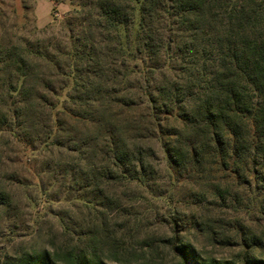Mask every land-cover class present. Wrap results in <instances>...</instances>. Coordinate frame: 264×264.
<instances>
[{
    "label": "trees",
    "instance_id": "1",
    "mask_svg": "<svg viewBox=\"0 0 264 264\" xmlns=\"http://www.w3.org/2000/svg\"><path fill=\"white\" fill-rule=\"evenodd\" d=\"M69 3L60 39L44 35L54 20L28 37L0 24V209L11 207L10 183L43 201L55 184L147 186L153 142L170 182L208 163L248 164L264 197V0ZM96 231L88 226L70 263L128 264L91 253ZM170 248L175 264H234L176 236ZM4 264L57 263L44 252Z\"/></svg>",
    "mask_w": 264,
    "mask_h": 264
},
{
    "label": "rangeland",
    "instance_id": "2",
    "mask_svg": "<svg viewBox=\"0 0 264 264\" xmlns=\"http://www.w3.org/2000/svg\"><path fill=\"white\" fill-rule=\"evenodd\" d=\"M70 8L69 0H0V24L24 25L17 34L28 37L33 26L42 29L54 20L44 35L60 39V22ZM153 145L147 186L122 179L99 189L76 183L66 192L55 184L48 190L53 199L43 201L32 186L7 185L11 207L0 209V264L44 252L57 264H71L70 250L86 243L92 223L97 231L91 253L109 263L175 264L173 236L188 242L201 258L234 264H245V258L264 260V197L254 187L250 165L208 163L170 182L159 147ZM22 174L30 178L26 171ZM76 196L90 203L73 201ZM258 237L260 246L245 243Z\"/></svg>",
    "mask_w": 264,
    "mask_h": 264
},
{
    "label": "crops",
    "instance_id": "3",
    "mask_svg": "<svg viewBox=\"0 0 264 264\" xmlns=\"http://www.w3.org/2000/svg\"><path fill=\"white\" fill-rule=\"evenodd\" d=\"M36 9H37V7L35 8V12L37 11ZM36 22L39 23V21H38V17H37V12H36Z\"/></svg>",
    "mask_w": 264,
    "mask_h": 264
}]
</instances>
